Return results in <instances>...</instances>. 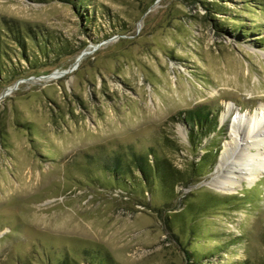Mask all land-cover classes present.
I'll return each mask as SVG.
<instances>
[{
	"label": "rangeland",
	"instance_id": "374dc122",
	"mask_svg": "<svg viewBox=\"0 0 264 264\" xmlns=\"http://www.w3.org/2000/svg\"><path fill=\"white\" fill-rule=\"evenodd\" d=\"M5 24L50 48L28 40L27 61L3 37L0 264H264V172L213 183L237 118L264 107V0H0ZM203 105L219 127L191 148L186 112ZM208 148L173 199L143 203L104 170L131 151L188 170Z\"/></svg>",
	"mask_w": 264,
	"mask_h": 264
},
{
	"label": "trees",
	"instance_id": "16d2710c",
	"mask_svg": "<svg viewBox=\"0 0 264 264\" xmlns=\"http://www.w3.org/2000/svg\"><path fill=\"white\" fill-rule=\"evenodd\" d=\"M6 27V30L0 27V78L3 79L9 78L11 75L6 69L7 63L3 60L4 57H9L8 55L10 54L6 51L4 36L10 37L21 47V56L25 57L27 61L28 56L25 49L28 40L32 42L33 49L42 57H48L50 48V43L44 39L41 32H38V35L37 33L31 34L24 30L20 31L15 26L12 28V26L6 25ZM218 117L219 113L214 112L207 105L186 112L185 121L191 127V148L200 146L203 138L208 137L212 132L217 130L219 127ZM197 138H200V142H196ZM207 150L209 152H206L198 163L192 162L188 170L178 168L168 158L158 155L150 158V153L143 154L136 153L135 151H131L125 156L120 153L113 155L107 160L104 170L110 173V182L119 187L122 192H126L127 194L136 193L138 200L149 204L150 201L147 200V196L145 195L146 189L151 194L155 190L161 191L168 199H173L177 195L176 187L179 184L189 185L193 183V179L200 176L199 170L206 157L213 151L212 148H208ZM107 257L97 255L89 260L88 264H113L112 259L109 256ZM197 262V260L191 262L189 260L188 264ZM59 264H75V260L66 259L62 260Z\"/></svg>",
	"mask_w": 264,
	"mask_h": 264
},
{
	"label": "bare ground",
	"instance_id": "6f19581e",
	"mask_svg": "<svg viewBox=\"0 0 264 264\" xmlns=\"http://www.w3.org/2000/svg\"><path fill=\"white\" fill-rule=\"evenodd\" d=\"M244 116L242 114L237 118L244 128L235 130L234 140L227 143L223 152L222 157L225 160L219 164V171L224 170L225 172L222 175L223 178L213 181L216 186L225 191H232L237 183H241L245 175L254 181L264 172V138H256L250 134L258 129L257 136L264 135L263 130H259V125L264 122V107L257 113L250 114V118ZM243 136L252 137V140L241 143ZM247 150H249L248 153Z\"/></svg>",
	"mask_w": 264,
	"mask_h": 264
}]
</instances>
